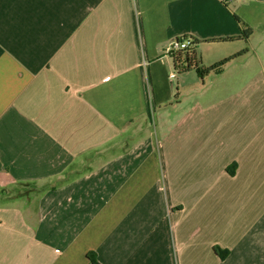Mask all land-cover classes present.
<instances>
[{
    "label": "crops",
    "instance_id": "obj_1",
    "mask_svg": "<svg viewBox=\"0 0 264 264\" xmlns=\"http://www.w3.org/2000/svg\"><path fill=\"white\" fill-rule=\"evenodd\" d=\"M0 264H264V0H0Z\"/></svg>",
    "mask_w": 264,
    "mask_h": 264
},
{
    "label": "rangeland",
    "instance_id": "obj_2",
    "mask_svg": "<svg viewBox=\"0 0 264 264\" xmlns=\"http://www.w3.org/2000/svg\"><path fill=\"white\" fill-rule=\"evenodd\" d=\"M204 48V47H202ZM216 48L208 46L206 50ZM168 47L165 49L167 53ZM212 52V51H211ZM217 52V51H216ZM168 54V53H167ZM212 56V55H208ZM177 75L183 74L182 71L173 70ZM186 73V72H185ZM179 76V75H178ZM177 76V77H178ZM214 76V75H212ZM210 77L207 78V82L205 84L202 81L198 85L195 84L196 80H202L197 72L193 69L182 77V80L187 82L186 88V103L187 105H192L198 99L201 106H204L206 110H211L212 112H223V79L220 77ZM180 78V77H179ZM200 97V98H198Z\"/></svg>",
    "mask_w": 264,
    "mask_h": 264
},
{
    "label": "trees",
    "instance_id": "obj_3",
    "mask_svg": "<svg viewBox=\"0 0 264 264\" xmlns=\"http://www.w3.org/2000/svg\"><path fill=\"white\" fill-rule=\"evenodd\" d=\"M240 38H220V39H214V40H207V43H230L233 41H236ZM179 42H189L188 48L172 52L170 56L173 58L174 61V67L176 71H182V73H187L193 69L197 71L199 76L204 77L205 75H208L210 73H220L224 69V67L229 63L232 59H227L215 66H212L210 68H205L200 62V60L197 57V50L201 44V41H197L190 37H182L177 39ZM217 252H222L221 249H217ZM228 252H223V258L227 256Z\"/></svg>",
    "mask_w": 264,
    "mask_h": 264
},
{
    "label": "built area",
    "instance_id": "obj_4",
    "mask_svg": "<svg viewBox=\"0 0 264 264\" xmlns=\"http://www.w3.org/2000/svg\"><path fill=\"white\" fill-rule=\"evenodd\" d=\"M189 46V42H179L177 39L174 40L173 42H171V44L169 45L168 49H167V53L170 55L172 52H177V51H181L184 50L186 48H188ZM176 77V73H172L171 74V78L174 79Z\"/></svg>",
    "mask_w": 264,
    "mask_h": 264
}]
</instances>
